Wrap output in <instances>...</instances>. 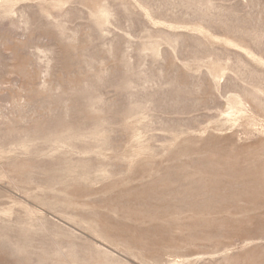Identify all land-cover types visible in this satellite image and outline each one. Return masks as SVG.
<instances>
[{
  "label": "rangeland",
  "instance_id": "obj_1",
  "mask_svg": "<svg viewBox=\"0 0 264 264\" xmlns=\"http://www.w3.org/2000/svg\"><path fill=\"white\" fill-rule=\"evenodd\" d=\"M0 264H264V0H0Z\"/></svg>",
  "mask_w": 264,
  "mask_h": 264
}]
</instances>
